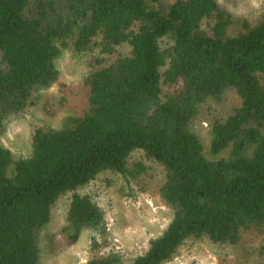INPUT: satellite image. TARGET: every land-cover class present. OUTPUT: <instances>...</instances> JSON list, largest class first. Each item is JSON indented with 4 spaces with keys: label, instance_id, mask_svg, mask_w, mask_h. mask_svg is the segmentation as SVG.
Instances as JSON below:
<instances>
[{
    "label": "trees",
    "instance_id": "trees-1",
    "mask_svg": "<svg viewBox=\"0 0 264 264\" xmlns=\"http://www.w3.org/2000/svg\"><path fill=\"white\" fill-rule=\"evenodd\" d=\"M66 50L88 56L83 105L35 128L27 157L0 144V264H43L42 233L66 194L52 237L66 250L87 232L84 264H167L203 238L236 257L253 247L264 264V15L218 0H0V134L58 78ZM137 152L159 180L142 176L154 175ZM102 175L130 188L155 180L172 210L138 255L109 238L106 208L81 192Z\"/></svg>",
    "mask_w": 264,
    "mask_h": 264
},
{
    "label": "rangeland",
    "instance_id": "rangeland-1",
    "mask_svg": "<svg viewBox=\"0 0 264 264\" xmlns=\"http://www.w3.org/2000/svg\"><path fill=\"white\" fill-rule=\"evenodd\" d=\"M221 6L234 15L247 19H257L264 15V0H218ZM124 53L129 48H121ZM58 78L48 87L41 89L37 103L25 114L8 119L5 130L0 134V144L9 148L15 157H27L32 153V134L38 126L60 127L63 118L71 113L72 107H81L85 100L82 80L88 68V56L66 50L56 61ZM66 91V92H65ZM235 101L230 96L226 104ZM194 130L206 144L210 141L207 122L196 121ZM133 161L147 166V172L159 180V170L141 152L133 155ZM100 176L95 182L81 190L106 208L109 219V238L121 246L130 256L146 250L149 240L158 236L169 224L172 210L160 196L157 183L143 186V182L128 187L122 180L112 176L110 184ZM141 176V177H142ZM149 181V180H148ZM137 192L132 195V192ZM70 194L63 195L54 207L52 221L42 233L43 264H84L90 256V238L84 232L75 246L62 250L55 244L54 236L65 223ZM53 242L52 247L50 242ZM248 253L238 255L231 249H224L207 238L188 241L177 256L167 264H255L257 250L249 247Z\"/></svg>",
    "mask_w": 264,
    "mask_h": 264
}]
</instances>
